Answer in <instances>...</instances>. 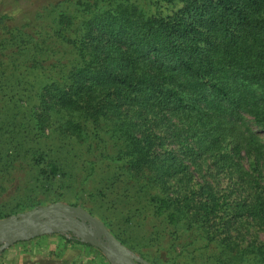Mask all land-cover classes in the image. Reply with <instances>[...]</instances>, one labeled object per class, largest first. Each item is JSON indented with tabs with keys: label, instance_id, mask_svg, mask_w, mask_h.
<instances>
[{
	"label": "trees",
	"instance_id": "trees-1",
	"mask_svg": "<svg viewBox=\"0 0 264 264\" xmlns=\"http://www.w3.org/2000/svg\"><path fill=\"white\" fill-rule=\"evenodd\" d=\"M154 2L147 15L132 0H70L42 25H2L0 92L18 95L11 88L14 77L24 85L22 71L43 77L60 65L34 92L41 114L65 112V136H82V122L109 123L130 178L149 173L163 194L151 202L173 211L169 224L199 225L208 243L231 252L245 243V254L263 262L264 142L252 127L264 129V0ZM65 44L73 60L46 64L47 50ZM177 176L179 189L170 185Z\"/></svg>",
	"mask_w": 264,
	"mask_h": 264
},
{
	"label": "rangeland",
	"instance_id": "rangeland-1",
	"mask_svg": "<svg viewBox=\"0 0 264 264\" xmlns=\"http://www.w3.org/2000/svg\"><path fill=\"white\" fill-rule=\"evenodd\" d=\"M66 1L70 0H0V18L5 17L0 31L4 29L2 25H21L27 21L42 25L46 15L54 7L58 9L56 12L65 8ZM132 1H137L147 15L158 6L154 0ZM158 9L170 13L163 3ZM41 34L47 46H53L55 39L46 36L45 31ZM63 47L68 49L47 50L46 64L61 63L60 59L72 61L75 51L66 44ZM17 60L23 62L22 58ZM57 67L54 72L48 68L43 77L38 71H22L24 85H19L14 77L15 86L11 88L18 95L6 87L0 92V220L63 203L80 207L101 221L117 242L144 264H264L258 263L253 254H245L250 252L245 251V243L231 252L216 241L208 243L199 225L192 224V229L185 231L179 223L169 224L168 215L173 211L154 210L151 202V197L163 194L153 187L149 173L130 178L128 161L118 156L125 151L124 144L110 132L109 123L86 121L82 122V136L62 134L60 127L64 126L62 117L66 113L41 114L34 101L40 79L43 84L48 75L58 77L61 66ZM252 130L264 142V129L253 125ZM38 158L56 165L57 176L48 175V168L42 173L44 168L34 161ZM207 166L202 167L205 176ZM195 181L201 179L196 176ZM172 184L181 188L178 176L170 181ZM257 238H262L260 233ZM15 245L44 248L39 255L58 264H110L101 251L82 243L70 232H50Z\"/></svg>",
	"mask_w": 264,
	"mask_h": 264
},
{
	"label": "water",
	"instance_id": "water-1",
	"mask_svg": "<svg viewBox=\"0 0 264 264\" xmlns=\"http://www.w3.org/2000/svg\"><path fill=\"white\" fill-rule=\"evenodd\" d=\"M70 232L79 240L101 251L110 264H144L129 254L106 227L84 209L54 203L0 220V254L19 242L47 235Z\"/></svg>",
	"mask_w": 264,
	"mask_h": 264
},
{
	"label": "crops",
	"instance_id": "crops-1",
	"mask_svg": "<svg viewBox=\"0 0 264 264\" xmlns=\"http://www.w3.org/2000/svg\"><path fill=\"white\" fill-rule=\"evenodd\" d=\"M44 248L13 245L0 255V264H58L50 257L40 256ZM44 260L42 262L41 260Z\"/></svg>",
	"mask_w": 264,
	"mask_h": 264
}]
</instances>
